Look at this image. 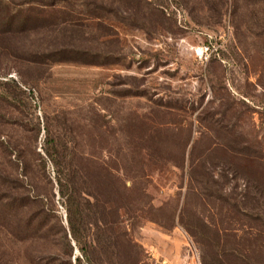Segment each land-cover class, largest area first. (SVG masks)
I'll return each mask as SVG.
<instances>
[{"label":"rangeland","instance_id":"1","mask_svg":"<svg viewBox=\"0 0 264 264\" xmlns=\"http://www.w3.org/2000/svg\"><path fill=\"white\" fill-rule=\"evenodd\" d=\"M9 78L0 264H264V0H0ZM52 138L89 191L82 244Z\"/></svg>","mask_w":264,"mask_h":264},{"label":"trees","instance_id":"2","mask_svg":"<svg viewBox=\"0 0 264 264\" xmlns=\"http://www.w3.org/2000/svg\"><path fill=\"white\" fill-rule=\"evenodd\" d=\"M17 21H18V16H12L11 14L6 19V24L14 25ZM85 51L86 50L64 46L60 49H57L54 52V54L70 55L71 57L73 55L75 57L77 56L80 57L81 55L85 57H90V55L92 56L95 55L94 53L89 54ZM3 83L4 86L10 87V92L8 90L6 93L0 94V97H2L3 99H5V101L12 104V102H10L9 99H15L21 96V98H19L18 101L14 102L12 105L16 106V105H22L24 102L26 103V90H24V88L20 86L19 82L16 79L9 78L8 80H6V82ZM46 151L48 155H50V158L54 160L60 194L62 197L63 204L65 205L68 212L70 233L78 244H82V239H83L82 235L83 233H85L84 228L88 227L86 220V213H85L86 206H85L84 196L89 194V191H85L83 189L81 183L84 181H81L80 177L79 179L77 177L81 173L78 166H75L72 162L68 164L66 163L69 162L68 158H70V160L73 159V156H75V151L70 150L68 147L59 148L58 145L55 144L54 138H52L51 150L46 149ZM21 181L24 182V178H20L19 175L17 180L19 185ZM91 224L92 223H90V225ZM49 234H51L50 235V237H52L51 241L53 243L55 242V245L57 244L56 243L57 241L68 238L67 236L68 234L66 232V229L64 230V228L63 230L59 229L55 233L50 232Z\"/></svg>","mask_w":264,"mask_h":264}]
</instances>
